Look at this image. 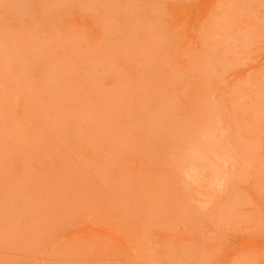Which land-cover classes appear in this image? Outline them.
Here are the masks:
<instances>
[{"label": "rangeland", "instance_id": "374dc122", "mask_svg": "<svg viewBox=\"0 0 264 264\" xmlns=\"http://www.w3.org/2000/svg\"><path fill=\"white\" fill-rule=\"evenodd\" d=\"M0 264H264V0H0Z\"/></svg>", "mask_w": 264, "mask_h": 264}]
</instances>
